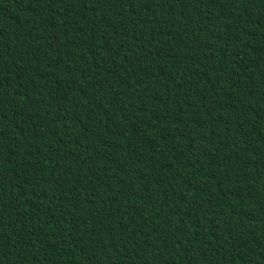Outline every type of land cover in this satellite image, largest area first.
I'll return each mask as SVG.
<instances>
[{"label": "trees", "instance_id": "trees-1", "mask_svg": "<svg viewBox=\"0 0 264 264\" xmlns=\"http://www.w3.org/2000/svg\"><path fill=\"white\" fill-rule=\"evenodd\" d=\"M0 264H264V0H0Z\"/></svg>", "mask_w": 264, "mask_h": 264}]
</instances>
